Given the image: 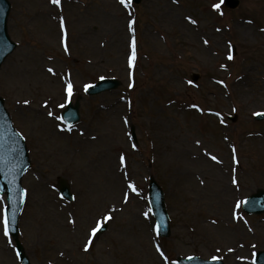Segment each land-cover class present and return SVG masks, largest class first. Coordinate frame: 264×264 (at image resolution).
<instances>
[{
    "label": "rangeland",
    "instance_id": "obj_1",
    "mask_svg": "<svg viewBox=\"0 0 264 264\" xmlns=\"http://www.w3.org/2000/svg\"><path fill=\"white\" fill-rule=\"evenodd\" d=\"M10 1L8 31L17 47L0 68V96L31 162L19 219L31 263L177 264L178 256L198 255L255 264L254 253L264 250V214L248 215L243 204L235 205L264 189V121L254 119L264 112V0L219 10L212 6L220 0H142L127 7L120 0ZM131 20L134 69L128 63ZM193 73L201 75L195 83ZM104 77L121 84L86 93L87 84ZM68 80L74 85L70 101ZM76 101L81 119L67 131L56 117ZM235 114L233 123L228 115ZM198 145L223 159L225 173L234 169L238 184L230 182L233 192L223 204L205 198L194 181V172L223 175L204 156L193 155ZM60 178L69 182L72 202L59 194ZM152 178L165 191L168 238L156 232L148 197ZM5 207L0 195V264H20L14 240L4 234ZM233 211L239 223L231 219ZM108 214L112 219L105 222ZM215 216L224 223L216 224ZM97 221L107 229L92 238Z\"/></svg>",
    "mask_w": 264,
    "mask_h": 264
},
{
    "label": "water",
    "instance_id": "obj_2",
    "mask_svg": "<svg viewBox=\"0 0 264 264\" xmlns=\"http://www.w3.org/2000/svg\"><path fill=\"white\" fill-rule=\"evenodd\" d=\"M140 0H136L139 2ZM227 5L236 7L239 0H227ZM10 11L8 0H0V65L5 57L13 50L15 43L10 40L7 32V18ZM199 76L195 75L194 79ZM119 81L113 79L102 80L88 89L90 94H96L103 90L114 88ZM64 117L69 122L79 119V103L70 104ZM264 118V114L258 116ZM29 166L25 143L21 136L13 129L9 114L7 113L3 99L0 98V190L7 191L9 195L10 206L8 209L10 219V229L17 238V218L24 200V193L21 189L20 179ZM61 191L68 198H72L70 187L65 180L60 181ZM150 197L155 216L160 225L159 233L163 236L170 234L169 217L164 206L163 192L155 180L151 181ZM244 205L248 213L264 212V190L251 196ZM105 228V227H104ZM103 228V229H104ZM20 256L23 264H30L28 257L24 254L22 245L17 240ZM259 263H264V251H260L257 256ZM183 264H222L221 261H205L199 257H193L188 260H181Z\"/></svg>",
    "mask_w": 264,
    "mask_h": 264
},
{
    "label": "snow or ice",
    "instance_id": "obj_3",
    "mask_svg": "<svg viewBox=\"0 0 264 264\" xmlns=\"http://www.w3.org/2000/svg\"><path fill=\"white\" fill-rule=\"evenodd\" d=\"M51 2L55 5H60L61 3V0H51ZM224 0H220V3H217V4H214L212 7L213 9H216V10H219L221 8V5L223 4ZM120 3L122 5H125V7H127L130 3H132V0H120ZM192 24H196L197 21L192 19L191 17L188 18ZM136 23L135 20H131L130 23H129V28L130 30L132 31L133 35H132V38H131V43H130V47H131V55L129 56V60H128V63H129V67L134 69L135 66H136V62H137V59H138V51H137V39H136V36H135V29L133 27V25ZM61 27L63 28L64 27V21L63 19H61ZM64 36H65V42H64V48H65V51L68 50V45H67V42H66V37H67V31L65 29L64 31ZM204 43L205 44H208V40H204ZM229 46H231L230 42H229ZM228 59L229 60H232L234 59L233 55L229 54L228 55ZM49 72H53V69L49 68L48 69ZM188 83H192V81H189ZM219 83L221 84H224L225 82L224 81H220ZM130 87L133 86V85H129ZM92 87V85H86L85 86V90H87L88 88ZM65 91L67 93V99L70 101L71 100V97L73 96L74 94V85L72 84L71 80H68L67 83H66V88H65ZM24 104H29L30 101L28 100H24L23 102ZM45 106H47V102H45ZM60 107H64V105H60ZM195 107V106H194ZM201 111H203L201 109ZM48 115L49 116H53L54 114L52 112H48ZM215 115L217 116H220V113H215ZM254 115H261V113H254ZM56 119L58 120H61L63 121V117L62 116H58L56 117ZM224 121L221 120V123H223ZM63 130V129H62ZM72 130V126L71 125H68L67 127V131H71ZM197 144L200 143V141H196ZM136 145L134 144L133 145V148H135ZM232 151L233 153L235 154L236 152V149L235 147L232 148ZM211 159L213 161H218V158L215 156V155H212L211 156ZM120 161L121 163H124L125 161V157L122 155L120 157ZM237 163H238V160H237ZM203 183V181H201ZM233 184H238V181L236 179H233ZM127 187L131 188L133 192H136L137 189H136V185L135 184H128ZM24 195H27V190H25L24 192ZM75 199V198H73ZM127 195H125L124 197V200L125 202H127ZM248 201H240V202H237V204L235 205V207L237 209L240 208L241 204H246ZM145 216L148 215V213H144ZM112 219V216L111 214H108L106 216L103 217V220L106 222L108 220H111ZM71 223H75V220H72L70 221ZM9 224H10V219H9V216H8V213H7V208H5L4 210V214H3V228H4V234L7 235L8 232H9ZM159 229H160V225H156V231L157 233L159 232ZM101 230V222L100 221H97V226L96 227H93L92 230H91V233H90V237L94 238L97 234V232H99ZM92 245V239L89 238L86 242V244L84 245V251L87 252L89 250V248L91 247ZM157 251L159 252V254L164 257L165 260H167V257L164 255V252L160 250V247L159 245H157ZM229 251H232V249H229ZM218 257H213V259H217Z\"/></svg>",
    "mask_w": 264,
    "mask_h": 264
},
{
    "label": "bare ground",
    "instance_id": "obj_4",
    "mask_svg": "<svg viewBox=\"0 0 264 264\" xmlns=\"http://www.w3.org/2000/svg\"><path fill=\"white\" fill-rule=\"evenodd\" d=\"M191 26L194 27V25H191ZM197 150H198L197 153H193V155L195 157H197L199 159H203L202 156H204V159L209 160L210 162H212V164L221 168L223 175L222 176H220V175L219 176H212L208 173L210 171H208V172L205 171V173L194 172L193 173L194 181L198 185L199 189H201L200 193L205 198H210L211 201H212V198H218L219 203L223 204V201H226V200H224L226 198V195L232 194V192H233V189H232V186L230 185V182L232 184V179L235 175L234 169L232 168L230 172L225 173L222 168H224L227 164H225V162L223 161V159L221 157L215 155L218 158V161H213L211 159V156L213 154L209 150H207L206 148L204 149L202 145H198ZM226 177H229V183H227L226 179H224ZM201 181H203V183ZM203 193H205V194H203ZM211 216H213V215H211ZM215 217H217V218L213 217L211 219H214L216 221V224H219V221L220 222L222 221L220 224L224 223V220H222V218H220L218 216H215ZM231 219L234 220L235 223L238 222L236 211L232 212ZM237 226H239V225H237ZM213 229L215 230L214 227H213ZM239 230L240 229L236 228V231H234V233L238 232ZM230 231L232 232L231 229H230ZM222 232H224V231H222ZM235 245H233V246L231 245V246H229V248L226 249V253L228 255L230 254L229 249L235 248ZM232 253L233 252H231V255H232Z\"/></svg>",
    "mask_w": 264,
    "mask_h": 264
}]
</instances>
